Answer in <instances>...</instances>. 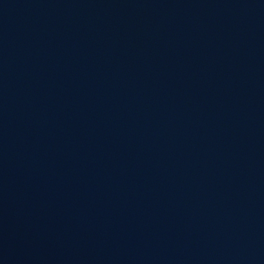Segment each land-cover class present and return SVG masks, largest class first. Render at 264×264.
<instances>
[{"label":"water","instance_id":"water-1","mask_svg":"<svg viewBox=\"0 0 264 264\" xmlns=\"http://www.w3.org/2000/svg\"><path fill=\"white\" fill-rule=\"evenodd\" d=\"M0 264H264V0H0Z\"/></svg>","mask_w":264,"mask_h":264}]
</instances>
